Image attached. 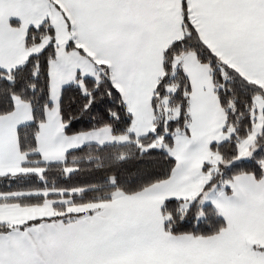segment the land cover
Here are the masks:
<instances>
[{
  "label": "snow or ice",
  "instance_id": "snow-or-ice-1",
  "mask_svg": "<svg viewBox=\"0 0 264 264\" xmlns=\"http://www.w3.org/2000/svg\"><path fill=\"white\" fill-rule=\"evenodd\" d=\"M0 264H264V0H0Z\"/></svg>",
  "mask_w": 264,
  "mask_h": 264
}]
</instances>
